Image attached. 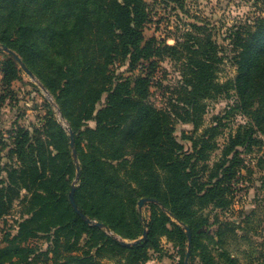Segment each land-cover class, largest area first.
<instances>
[{
    "label": "trees",
    "instance_id": "16d2710c",
    "mask_svg": "<svg viewBox=\"0 0 264 264\" xmlns=\"http://www.w3.org/2000/svg\"><path fill=\"white\" fill-rule=\"evenodd\" d=\"M149 22L145 0H0L4 89L21 70L1 46L19 55L72 129L80 169L74 199L104 225L85 221L70 204L77 162L68 132L45 103L41 127L0 131V220L20 198L15 231L1 238L0 264H146L161 250L163 236L179 247L177 264H185V227L191 232L188 264H240L230 239L247 244L237 249L246 264H264V241L250 237L262 229L260 220L251 225L254 209L240 222L215 218L214 231L202 214L209 206L231 209L243 189L246 156L260 153L256 166L264 168V16L230 28V54L198 24L168 44L167 37L145 36ZM166 57L180 61L181 84L174 102L159 108L150 100L151 85ZM226 57L235 75L221 83L216 73ZM116 64L132 74L115 73ZM230 91L236 96L231 109L249 122L221 145L227 115L199 131L204 101ZM6 97L0 94V108ZM179 122L192 130L178 138ZM141 198L158 202L144 204L149 219L137 208ZM145 230L146 239L134 245L114 237L133 241Z\"/></svg>",
    "mask_w": 264,
    "mask_h": 264
},
{
    "label": "rangeland",
    "instance_id": "374dc122",
    "mask_svg": "<svg viewBox=\"0 0 264 264\" xmlns=\"http://www.w3.org/2000/svg\"><path fill=\"white\" fill-rule=\"evenodd\" d=\"M151 16L149 22L144 28L146 37L152 35L164 39L168 38V44H174L172 39L175 36H181L185 31L191 30L190 24L195 23L201 26L206 32H211L219 44H223L224 51L230 54V46H227L230 28L233 25L250 21L256 16H264V0H178L182 5L175 1H167L164 3L161 0H145ZM4 52V51H2ZM5 53V52H4ZM7 54V53H6ZM3 58V53L0 52V64ZM19 78L11 82L9 89H4L2 84L3 73L0 65V94H7L4 105L0 108V131L6 132L11 130L13 126L21 127H41L44 117L47 113L45 103L51 104L54 117L58 120V114L55 111V106L49 102L44 92L39 85L32 80L28 74L18 67ZM114 71L117 74L129 75L126 65L116 64ZM181 63L178 60L166 57L159 62L156 73L153 76L151 85L150 100L157 107L162 108L169 106L170 102H174L177 97V92L181 84L180 79ZM137 71H134L136 73ZM133 73V74H134ZM217 80L225 82L232 79L235 75V67L229 61V58H224L219 64L217 70ZM103 95L102 102H104ZM236 96L233 91H230V96H218L211 99H206L205 113L203 115V123L201 129L214 123L215 117H222L221 134L218 136V143L224 144L227 141L229 134H233L240 125H245L249 119L239 111H233ZM92 124V123H90ZM192 130L191 124L177 123L176 135L179 138L182 131L190 133ZM4 150L0 151L2 156ZM220 154V150L213 152L210 156V163L215 161ZM251 158L246 156L247 164L242 168L243 176L242 190L236 194L231 209L220 210L213 206L202 211L204 216L210 220V230L214 231L216 223L215 218L222 220L232 219L240 222V218L244 212L255 210V215L252 217L251 225L257 226L258 220L261 221V228L256 233L251 232V239L255 242L264 241V168L256 166L257 158L260 153L254 152ZM5 162L4 159H1ZM21 194H24L22 192ZM19 199L15 200L14 206L10 214L3 221L0 220V247L5 243L1 241L2 235L6 230L15 231L16 218L20 215ZM142 216L149 219L150 211L147 206L141 209ZM238 234H241L238 232ZM43 241H40L42 244ZM209 243V239L205 240ZM161 250L152 252L151 259L147 264H177L182 257L180 249L173 242L168 241L166 237H161ZM227 246L231 252L238 256L240 264H246V257L238 253L247 247V244L227 240ZM239 248V251L237 249ZM238 253V254H237ZM197 263V260L195 261ZM103 264H117L115 260H103Z\"/></svg>",
    "mask_w": 264,
    "mask_h": 264
},
{
    "label": "water",
    "instance_id": "95a60500",
    "mask_svg": "<svg viewBox=\"0 0 264 264\" xmlns=\"http://www.w3.org/2000/svg\"><path fill=\"white\" fill-rule=\"evenodd\" d=\"M2 51H4L5 53L11 55L15 61L20 65V67L22 68V70H24L28 76L34 80L39 87L41 88V90L44 92V94L46 95L47 99L49 100L50 103H52L55 106V111L58 114V121L61 123L62 127L68 132L69 135V139H70V145L72 148V157L73 159L77 162V168H76V177L75 180L73 181V183L71 184V189L69 191V201L70 204L72 206V208L74 209V211L85 221L95 224L101 228H104V225L102 223L96 222V221H92L90 220L77 206L75 199H74V191H75V186L77 181L79 180V175H80V169H79V165H78V161H77V154H76V149L74 147V134L72 129L68 126L67 122L65 121L63 115L60 113V110L58 109L57 105L55 104L51 94L47 91V89L38 81V79L35 77V75L25 66V64L22 62L21 58L19 57L18 54H16L14 51L8 49L6 46H1ZM158 203L156 200L152 199V198H141L138 201V205L137 208L138 210H141L142 207L144 206L145 203ZM236 221V220H235ZM185 232L187 235V252H186V256H185V264H188V258H189V253H190V248H191V232L189 230V228L185 227ZM111 233V232H109ZM147 236V231L145 230L143 232V235L133 241H127L124 239L119 238L118 236L114 235V237H116L117 239H119V241L123 244V245H134L136 243L141 242L142 240H145Z\"/></svg>",
    "mask_w": 264,
    "mask_h": 264
},
{
    "label": "crops",
    "instance_id": "0c3cea01",
    "mask_svg": "<svg viewBox=\"0 0 264 264\" xmlns=\"http://www.w3.org/2000/svg\"><path fill=\"white\" fill-rule=\"evenodd\" d=\"M149 262H150V261H149ZM149 262H148V263H149ZM146 264H147V263H146Z\"/></svg>",
    "mask_w": 264,
    "mask_h": 264
}]
</instances>
